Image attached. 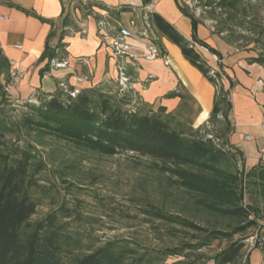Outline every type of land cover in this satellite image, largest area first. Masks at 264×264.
I'll return each mask as SVG.
<instances>
[{
    "label": "trees",
    "instance_id": "trees-1",
    "mask_svg": "<svg viewBox=\"0 0 264 264\" xmlns=\"http://www.w3.org/2000/svg\"><path fill=\"white\" fill-rule=\"evenodd\" d=\"M210 3L223 9L242 5V10H247L243 0ZM180 7L196 29L198 20L187 8ZM148 14L159 36L177 45L216 87L208 123L195 128L165 106L142 101L133 89L113 94L107 84L83 89L75 97L58 90L40 95V102H36L37 98L27 99L31 114L14 122L6 115L5 106L11 99L0 81V264H157L185 249L147 256L139 255L128 241L97 244L67 220L72 214L66 206L34 218L42 198L51 194L40 184L47 163L34 144L20 140L23 127L65 136L109 155L132 153L148 157L154 169L174 178V185L187 195L192 210L235 223L228 224L232 226L230 231L216 225L203 228L180 214L154 206L144 208L149 216L165 223L203 230L200 242L190 247L209 246L216 239L232 240L253 225L251 207L243 203V178L235 170L237 162L244 164L245 158L229 141L234 131L230 117L233 83L226 87L223 73L207 63L196 44L219 54L197 37H185L159 13ZM254 61L264 64V58ZM9 68L10 62L0 50V75L8 74ZM174 95L176 92L170 91L165 97ZM246 174L249 190L264 198V162ZM243 248L242 241L231 243L215 257V264H231Z\"/></svg>",
    "mask_w": 264,
    "mask_h": 264
},
{
    "label": "crops",
    "instance_id": "crops-1",
    "mask_svg": "<svg viewBox=\"0 0 264 264\" xmlns=\"http://www.w3.org/2000/svg\"><path fill=\"white\" fill-rule=\"evenodd\" d=\"M187 1L0 0V15L5 16L0 18V50L9 62L26 72L16 86L19 97L15 99L27 100L61 91L62 81L80 90L118 84V64L123 61L130 72L133 90L142 101L165 106L195 128L207 124L216 87L184 57L177 45L162 37V56L149 61L145 58L146 39L131 37L130 52L135 57H119L109 45L114 32L106 36L99 32L98 19L105 15L129 27L130 20L135 18L137 29L141 30L143 14L157 12L188 39L197 37L218 52L219 56L196 44L203 49L202 53L198 51L207 63L223 73L226 87L233 83L230 117L234 131L229 141L243 153L246 169L264 162V66L250 54L236 51L234 44L209 22L195 17L199 23L194 29L191 17L180 7L187 8ZM56 58L66 59L68 64L55 67ZM7 89L11 94L10 81ZM170 91L176 95L165 97ZM246 134L249 139H244Z\"/></svg>",
    "mask_w": 264,
    "mask_h": 264
},
{
    "label": "rangeland",
    "instance_id": "rangeland-1",
    "mask_svg": "<svg viewBox=\"0 0 264 264\" xmlns=\"http://www.w3.org/2000/svg\"><path fill=\"white\" fill-rule=\"evenodd\" d=\"M190 1L191 4L183 3L191 14L209 22L234 44L236 51L250 54L251 58H264V0H243L246 11L242 5L238 9H223L210 3L212 0ZM198 10L200 15H196ZM197 49L202 53L201 47ZM0 81L6 85L11 99L5 106L7 117L19 122L23 116L30 115L26 100H15L19 97L15 92L18 85L10 83L11 95L7 89L8 74H1ZM107 85L113 94L120 92L117 83ZM39 96L36 102H40ZM19 137L34 144L47 163L40 184L51 195L42 198L34 218L66 206L72 214L67 220L97 244L108 240L128 241L138 249L139 255L147 256L185 248L181 254L168 256L157 264H215V257L231 243L241 242L259 231V247L249 253L243 248L231 264H264V198L247 187L246 172L250 169H246L245 162L239 160L235 170L243 178V203L251 207L253 225L246 232L234 235L232 240L216 239L209 246L194 248L189 244L199 243L203 230L165 223L149 216L144 208L154 206L180 214L203 228L216 225L230 231L232 226L228 224L235 223L192 210L187 195L174 185V178L154 169L148 157L132 153L109 155L65 136L33 128L23 127Z\"/></svg>",
    "mask_w": 264,
    "mask_h": 264
},
{
    "label": "built area",
    "instance_id": "built-area-1",
    "mask_svg": "<svg viewBox=\"0 0 264 264\" xmlns=\"http://www.w3.org/2000/svg\"><path fill=\"white\" fill-rule=\"evenodd\" d=\"M188 4H191V1L189 0L187 2ZM196 15H200V10L197 11ZM4 15H0V18H4ZM130 26H126L122 24L119 21H113L108 15H105L98 19V28L99 32L106 36L109 32H114V35L109 39V45L111 48H113L114 53L119 57L124 56H130L135 57L130 52V43L129 38L131 37H144L146 39V54L145 58L149 61L156 60L158 57L162 56L161 49L159 46V41L161 37L159 36L156 28L153 26L149 14L145 12L142 16V29H137V23L136 19L132 18L130 20ZM17 47H21V44H17ZM163 58L165 59V62L168 63L169 60L167 56L163 55ZM68 64V61L66 59L56 58L53 60V65L55 67H64ZM118 70H119V78H118V85H119V91L123 92L126 89H133V83L131 76L128 73L127 65L123 61H119L118 64ZM25 70L21 69L16 63L10 62V68H9V81L11 84L18 85L21 83L25 76ZM214 73V71H213ZM224 77V76H223ZM79 81H82L83 78H78ZM60 87L62 88V92L65 94H69L73 97H75L81 90L78 87L70 88L65 82H60ZM249 135L246 134L244 136V139H249ZM242 243L244 244V248H246V251L249 253L253 251L254 249L259 247V231H257L255 234L251 236H247L242 240Z\"/></svg>",
    "mask_w": 264,
    "mask_h": 264
}]
</instances>
